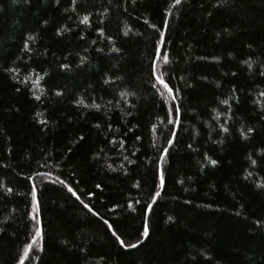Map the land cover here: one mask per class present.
I'll list each match as a JSON object with an SVG mask.
<instances>
[{
	"label": "trees",
	"instance_id": "obj_1",
	"mask_svg": "<svg viewBox=\"0 0 264 264\" xmlns=\"http://www.w3.org/2000/svg\"><path fill=\"white\" fill-rule=\"evenodd\" d=\"M0 264H264V0H0Z\"/></svg>",
	"mask_w": 264,
	"mask_h": 264
},
{
	"label": "snow or ice",
	"instance_id": "obj_2",
	"mask_svg": "<svg viewBox=\"0 0 264 264\" xmlns=\"http://www.w3.org/2000/svg\"><path fill=\"white\" fill-rule=\"evenodd\" d=\"M177 3H179V0H176ZM87 19V17H85V20ZM161 83H163V81H160ZM165 87H167V85H165ZM251 131V130H249ZM171 142V141H170ZM212 163H215V161H212ZM69 191L71 192L72 189L69 188ZM73 195H75V193H73ZM33 203H35V192H33ZM85 207H87V205H85ZM105 223H107V221H105ZM115 235V233H113ZM144 234L146 235L147 234V228H145L144 230ZM40 235V228L39 226H37L36 228V232H35V235L32 237L33 240L36 239V237H38ZM116 239L118 241H120V237L119 236H116ZM121 245L124 246V242L123 241H120ZM129 247H134V245H128ZM28 252V248H25V253Z\"/></svg>",
	"mask_w": 264,
	"mask_h": 264
},
{
	"label": "water",
	"instance_id": "obj_3",
	"mask_svg": "<svg viewBox=\"0 0 264 264\" xmlns=\"http://www.w3.org/2000/svg\"><path fill=\"white\" fill-rule=\"evenodd\" d=\"M158 58H159V51H158L157 54H156V57H155L154 63L157 62ZM165 151H166V149H165ZM165 151H164L163 154H162L161 160H162V158H163V156H164Z\"/></svg>",
	"mask_w": 264,
	"mask_h": 264
}]
</instances>
